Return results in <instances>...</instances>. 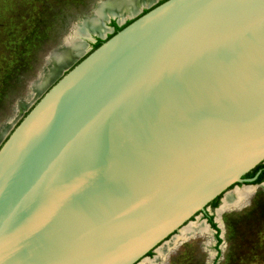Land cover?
I'll use <instances>...</instances> for the list:
<instances>
[{
	"label": "water",
	"instance_id": "95a60500",
	"mask_svg": "<svg viewBox=\"0 0 264 264\" xmlns=\"http://www.w3.org/2000/svg\"><path fill=\"white\" fill-rule=\"evenodd\" d=\"M145 9L0 145V264H138L215 198L264 185L244 178L264 164V0Z\"/></svg>",
	"mask_w": 264,
	"mask_h": 264
},
{
	"label": "rangeland",
	"instance_id": "374dc122",
	"mask_svg": "<svg viewBox=\"0 0 264 264\" xmlns=\"http://www.w3.org/2000/svg\"><path fill=\"white\" fill-rule=\"evenodd\" d=\"M101 1L0 0V145L38 99L91 51L88 45L46 88L37 94L33 91L51 51L58 49L73 34L78 21L91 16ZM231 191L239 196L236 204L219 210V201L217 210H209L220 228L219 244L209 228L204 235L184 238H179L178 231L163 256L155 251L138 264H165L168 260V264H264V185ZM199 218L191 222H201ZM180 242L183 244L175 249Z\"/></svg>",
	"mask_w": 264,
	"mask_h": 264
},
{
	"label": "bare ground",
	"instance_id": "6f19581e",
	"mask_svg": "<svg viewBox=\"0 0 264 264\" xmlns=\"http://www.w3.org/2000/svg\"><path fill=\"white\" fill-rule=\"evenodd\" d=\"M157 0H104L99 2L89 17L82 18L78 21L73 34L56 50L51 51L46 58L45 66L41 70L37 81L33 84V91L41 92L47 87L61 72L70 66L87 48L81 40L80 36H87L86 32H90L95 36L104 37L108 30H104L100 21L107 16H112L118 19V23L122 24L125 19L132 18L140 12L142 8H147ZM234 190V189H233ZM238 195L235 191H228L224 194L221 200L223 210L226 207L237 203ZM180 232L179 238H184L193 234H205L207 227L204 222L188 223ZM176 238L172 237L168 242H164L155 251L159 256H163L172 241Z\"/></svg>",
	"mask_w": 264,
	"mask_h": 264
},
{
	"label": "trees",
	"instance_id": "16d2710c",
	"mask_svg": "<svg viewBox=\"0 0 264 264\" xmlns=\"http://www.w3.org/2000/svg\"><path fill=\"white\" fill-rule=\"evenodd\" d=\"M163 1H165V0H162V1H160V2H158L157 4H160L161 2H163ZM156 4V5H157ZM148 10H145V11H143V13H145V12H147ZM142 13V14H143ZM132 21V20H131ZM131 21H128L125 25H123V26H118L114 21H112L111 22V26H113L114 27V29H115V32L112 34V35H114L115 33H117L119 30H121L123 27H125L126 25H128ZM112 35H110V37L112 36ZM110 37H108V38H110ZM103 41H100V40H98V42L95 44V46H94V49L96 48V47H98L101 43H102ZM84 58V57H83ZM258 171H260V173H259V175L257 176V178H256V180L254 181V183L253 184H260V183H263L264 182V164L263 163H260V164H258L254 169H252L250 172H248L244 177L245 178H252V177H254L255 176V174L258 172ZM219 201H220V196L219 197H217V198H215L212 202H210L208 205H211L212 206V208H216L218 205H219ZM208 224H209V226L212 228V229H214V230H216V232H218V228H217V225L214 223V221H213V217L212 216H209L208 217ZM216 240H217V244H219L220 242H221V240L216 236ZM152 254V252H149L148 254H147V256H150Z\"/></svg>",
	"mask_w": 264,
	"mask_h": 264
},
{
	"label": "flooded vegetation",
	"instance_id": "af4514ba",
	"mask_svg": "<svg viewBox=\"0 0 264 264\" xmlns=\"http://www.w3.org/2000/svg\"><path fill=\"white\" fill-rule=\"evenodd\" d=\"M162 1V0H161ZM158 3V2H157ZM145 10H148V9H143L141 12H140V14L139 15H141L142 13H143V11H145ZM138 15V16H139ZM131 20H133V19H127V20H125L120 26H123V25H125L128 21H131ZM112 22V21H111ZM111 22L108 24L109 25V27H111V31H108L105 35H104V37L102 38V39H99V38H95V42H92V43H89V50H93L94 49V46H95V44L98 42V40H100V41H104V40H106V39H108V37H110V35H112L114 32H115V29H114V27L113 26H111ZM90 51V52H91ZM259 173H260V171H258L256 174H258L259 175ZM255 174V175H256ZM245 178V177H244ZM239 185H241V184H239ZM219 206V205H218ZM217 206V207H218ZM217 207L216 208H212V206L211 205H208V207L204 210V211H201V212H199L198 213V216H200V218H199V221H204V220H206V223L208 224V217L209 216H211V214H210V212L211 211H215L216 209H217ZM209 210H211V211H209ZM193 219V218H192ZM213 221H214V218H213ZM215 223V222H214ZM217 225V224H216ZM218 228V227H217ZM219 229V228H218ZM209 230H212L213 232H214V234H213V236H214V239H215V241L217 242V240H216V236H217V232H216V230H214V229H212L210 226H209ZM219 238H220V236H218ZM183 244V242H180L178 245H177V247L175 248V249H177L178 250V248L181 246ZM215 245H216V243H215ZM175 249H173L170 253H169V255L172 253V252H174L175 251ZM176 250V251H177ZM150 256H152V255H150ZM150 256H148V257H150ZM167 261V260H166ZM169 261V260H168ZM168 261L167 262H165V264H168Z\"/></svg>",
	"mask_w": 264,
	"mask_h": 264
}]
</instances>
